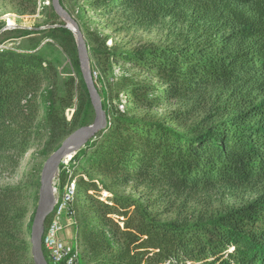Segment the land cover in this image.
Returning a JSON list of instances; mask_svg holds the SVG:
<instances>
[{"label": "trees", "instance_id": "obj_1", "mask_svg": "<svg viewBox=\"0 0 264 264\" xmlns=\"http://www.w3.org/2000/svg\"><path fill=\"white\" fill-rule=\"evenodd\" d=\"M10 1L22 16L34 15L38 6V0ZM74 1L80 0L59 3L79 26ZM88 3L102 14L120 11L142 29L168 21L171 41L133 51L106 48L107 38L94 42L99 46L92 55L102 58L104 73L110 60L137 72L126 71L99 92L107 129L58 169L59 190L76 179L78 264H264V0ZM43 10L44 22L35 29L0 33L5 41L34 35L29 49L0 50V164L20 157L39 137L51 154L93 123L76 39L51 0ZM45 38L71 60L77 82L71 73L60 79L39 53ZM191 99L204 107V116L190 125L189 111L159 122L130 115ZM130 183L176 198L222 189H255L257 196L214 216L162 221L119 193ZM28 191L0 187V264H33L23 227Z\"/></svg>", "mask_w": 264, "mask_h": 264}, {"label": "rangeland", "instance_id": "obj_2", "mask_svg": "<svg viewBox=\"0 0 264 264\" xmlns=\"http://www.w3.org/2000/svg\"><path fill=\"white\" fill-rule=\"evenodd\" d=\"M44 1V2H43ZM89 0L74 1L73 16L79 23V28L84 34V39L88 51V66L95 80V88L101 100L99 92L105 90V86H109L119 76L129 73H136L135 69L122 66L120 63H113L111 60L110 70L103 72L100 65L103 64L102 58L96 59L92 55L91 50H96L99 45L94 42L101 43L106 39L105 47L113 48L116 51H133L142 47L166 46L171 41L168 31L170 25L168 21H164L158 25H154L147 29L134 27L126 15L120 11H115L111 15L102 14L101 10L96 6H90ZM50 0H38V6L34 15H19L16 12L15 4L10 0H0V30L7 25L13 28L33 30L44 22L46 12L43 6H48ZM8 21V22H7ZM41 27L40 29H46ZM34 35L18 38L6 44L7 49L20 51L29 49L31 46L30 38ZM40 39V37H35ZM5 40L0 39V43ZM38 48L40 54L50 62L58 73V77H63V73H71L77 82L75 69L71 60L58 48L50 38L39 40ZM53 44V46H49ZM47 45V47H46ZM95 73V76L93 75ZM42 96L45 90H42ZM74 108L66 110L65 116L67 120L71 119ZM189 111L190 115L186 124L190 125L197 122L204 116V107L195 102L194 99L186 101H173L170 104L151 110H136L130 112L131 116L137 118H146L148 122L163 121L166 116L172 114H181ZM46 138H36L31 141L29 146L23 151L20 157H13L9 161L0 164V187L6 186H27V216L23 222L26 239L29 241L30 223L34 214L39 190V178L43 164L50 156L45 149ZM77 153V152H76ZM74 156V155H73ZM72 156V157H73ZM69 159L63 161L64 165L70 163ZM94 176V175H93ZM76 180V179H75ZM119 193L123 196L137 199L147 211L155 214L162 221L170 220H189L202 216L203 218L223 213L229 209H237L247 202L256 198V190L233 191L222 189L210 191L207 193L197 194L194 197L176 198L171 194L163 193L160 188L151 189L144 185L130 183L119 189ZM63 234L61 235L66 241L74 242V227L69 226L68 221H62ZM80 245V243L78 242ZM81 246V245H80ZM82 248V247H81Z\"/></svg>", "mask_w": 264, "mask_h": 264}, {"label": "water", "instance_id": "obj_3", "mask_svg": "<svg viewBox=\"0 0 264 264\" xmlns=\"http://www.w3.org/2000/svg\"><path fill=\"white\" fill-rule=\"evenodd\" d=\"M54 13L65 23L76 39L77 58L80 73L88 93L94 113L93 123L80 128L68 135L59 147L50 154L42 166L39 178L38 201L30 226L29 244L33 264H48L42 250V239L45 223L51 216L55 206L53 181L57 176L59 166L69 156H73L97 134L107 129L108 118L101 106V100L96 91L94 80L88 66V51L83 34L76 21L62 8L59 0H51Z\"/></svg>", "mask_w": 264, "mask_h": 264}, {"label": "built area", "instance_id": "obj_4", "mask_svg": "<svg viewBox=\"0 0 264 264\" xmlns=\"http://www.w3.org/2000/svg\"><path fill=\"white\" fill-rule=\"evenodd\" d=\"M11 29L15 28L10 25L4 26L0 30V33ZM13 40L19 39H11L0 43V50H6V44ZM93 75L95 76V73H93ZM61 164H63V162ZM56 177L53 181L55 206L43 234L42 250L47 255L49 264H78L82 250L78 241L75 238L74 242L70 243V241H66L61 236L63 234V220L68 221L69 226H75L76 181L75 179H69L63 188L59 190Z\"/></svg>", "mask_w": 264, "mask_h": 264}, {"label": "bare ground", "instance_id": "obj_5", "mask_svg": "<svg viewBox=\"0 0 264 264\" xmlns=\"http://www.w3.org/2000/svg\"><path fill=\"white\" fill-rule=\"evenodd\" d=\"M7 22H8V21H7ZM70 157H71V156L67 157L66 159H69ZM66 159H65V160H66Z\"/></svg>", "mask_w": 264, "mask_h": 264}]
</instances>
